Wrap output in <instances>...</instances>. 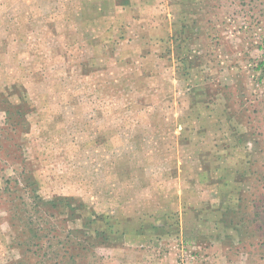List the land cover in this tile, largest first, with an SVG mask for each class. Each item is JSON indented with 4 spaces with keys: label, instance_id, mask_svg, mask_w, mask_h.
I'll use <instances>...</instances> for the list:
<instances>
[{
    "label": "rangeland",
    "instance_id": "obj_1",
    "mask_svg": "<svg viewBox=\"0 0 264 264\" xmlns=\"http://www.w3.org/2000/svg\"><path fill=\"white\" fill-rule=\"evenodd\" d=\"M262 46L264 0H0V264H264Z\"/></svg>",
    "mask_w": 264,
    "mask_h": 264
},
{
    "label": "trees",
    "instance_id": "obj_2",
    "mask_svg": "<svg viewBox=\"0 0 264 264\" xmlns=\"http://www.w3.org/2000/svg\"><path fill=\"white\" fill-rule=\"evenodd\" d=\"M262 47H264V46H262ZM258 68H262L264 71V60L258 64ZM38 198H40V197L38 196ZM51 203L55 206L57 202L52 201ZM73 231L75 232V230H73ZM58 239L59 238H57V242H55L53 239H50V241H51L50 247L52 249H54V252H53L54 254L50 257H49V252L47 251L45 244L36 245L38 248L36 250H33V252L38 256L37 257L38 259L35 262V264H74V263H77L76 257H77V255H79V253H77L76 255H75V253L69 254L70 250H71L70 245L78 244V245L82 246V248H83L82 250L87 248V246H85V245L83 246V244H85V243H83V242L76 243L77 240L75 241V239H73V241L66 242L62 246L61 249L63 251H65L62 253L61 249L59 250L58 245H57V243H60V240H58ZM55 243H56V245H55ZM30 244H34V243H30ZM37 244H39V243H37ZM75 249L79 250L78 247ZM47 257H49V258H47ZM66 257H68V259H66ZM53 260H55V261L53 262Z\"/></svg>",
    "mask_w": 264,
    "mask_h": 264
}]
</instances>
